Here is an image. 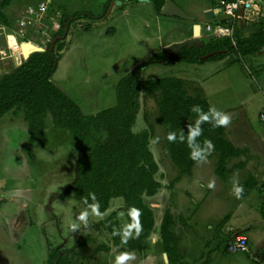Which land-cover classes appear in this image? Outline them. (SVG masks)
Listing matches in <instances>:
<instances>
[{
	"label": "rangeland",
	"instance_id": "rangeland-1",
	"mask_svg": "<svg viewBox=\"0 0 264 264\" xmlns=\"http://www.w3.org/2000/svg\"><path fill=\"white\" fill-rule=\"evenodd\" d=\"M3 1L0 0V14L6 13L9 9L6 15L10 24L4 26L8 25L7 29L11 30L6 32L11 36L9 37L11 48L16 50L14 34L20 33V42L26 41L24 51L28 55L29 51L46 48L58 31L64 13L86 11L94 15L103 14L106 0H12L5 7L1 5ZM119 1L121 3H118V0L111 2L103 20L83 18L71 25L67 47L52 77L54 83L74 99L86 115H93L115 106L118 81L136 66L147 63L154 54L164 52L161 43L182 38V31L186 30L187 26L191 29L194 26V22L182 23L184 20L179 19L175 20L179 22L169 23L172 20L157 13L152 0ZM223 1L231 0H174L190 15L202 16V20L195 23L210 22L213 14L205 15L207 4L210 3L218 9L221 8ZM257 4L245 15L247 19L245 25L239 26L234 23V37L237 33L242 37L251 35L264 21V0ZM13 11L14 14L18 13L17 16H12ZM0 22L4 24L1 16ZM3 32L5 31L2 29V35L6 39ZM209 34L202 33L201 39L205 42L217 39ZM5 39L0 40L2 50L8 48ZM20 49L23 52V49ZM263 51L250 59L241 56L237 51H232L222 60H208L204 63L177 62L168 65L162 60L146 66L141 73V79L161 77L200 79L204 82L202 84L214 108L231 109L230 114L233 115L231 122L245 124V129L249 132L246 137L253 145L259 144V150L256 149V152H260L264 157L262 142L264 122L260 116L264 111ZM17 61V66L22 63L19 56ZM193 85L195 86L194 83ZM157 100L156 95L142 94L138 127H147L145 120L147 118L154 123L157 122ZM24 110V107L19 108L17 110L19 114L15 119L13 115L16 114L13 110L0 119V264H47L52 248L65 244L64 253L67 256L75 254L74 256L78 257L76 261L73 259L75 264H86L87 262L80 261H85L86 257L98 253L97 248L105 245L103 243L98 247L96 245L88 247L91 231L95 233L96 226L110 215L102 219L99 213L89 211L86 219L81 221L79 217L86 212L83 202L77 200L73 194L61 198L62 193L76 177L79 152L72 135L68 130L56 127L51 114H47L44 120L46 130L43 139L36 143L29 142L28 123L23 117ZM10 119L15 121L10 122ZM155 125L156 136L160 138L155 137L152 140L151 149L155 157L157 156V161L166 163L168 160L162 145L166 144L168 136L165 133L162 137L164 129L157 123ZM248 125L252 131L248 129ZM93 134L101 141L107 138L105 130H94ZM243 149H245L243 153L251 159L249 171H261V174H264V166L259 170L264 158L255 152L251 154L247 148ZM244 181L242 180L243 187ZM261 183L263 188L257 189L259 191L257 195L264 192V180ZM243 191H247L245 187ZM14 192L17 193L20 202L27 197L33 200L29 205L28 220L31 221V226L26 221L24 226H16L9 222L10 230L12 227L13 230L7 235L2 228L3 214L13 211L14 208H21L20 204H16L17 199H11ZM263 197L260 196L259 210L264 205ZM117 200L119 198H115L112 205ZM232 236L229 235L228 242ZM253 242L251 241L250 248L251 253L255 254ZM239 253L248 256L253 264H258L247 252ZM94 257L95 264H98L99 259L101 262L107 261L104 260L107 256L100 255V258H97L94 255L92 258ZM123 264H126V261Z\"/></svg>",
	"mask_w": 264,
	"mask_h": 264
},
{
	"label": "trees",
	"instance_id": "trees-1",
	"mask_svg": "<svg viewBox=\"0 0 264 264\" xmlns=\"http://www.w3.org/2000/svg\"><path fill=\"white\" fill-rule=\"evenodd\" d=\"M112 1L104 2L103 14L94 15L86 11L64 13L58 31L46 48L32 52L20 65L0 77V117L12 110L19 114L17 110L24 107L23 117L28 123L29 141L36 143L43 139L46 130L44 120L47 114H51L56 127L71 133L79 152L75 180L62 193L61 198L73 194L89 210H92L94 204H98L97 213L106 212L112 199L122 198L124 205L110 213L97 227L107 230L115 245L125 244L128 250H142L144 241L156 227V213L144 199L154 196L163 187L156 179L160 166L151 149V142L157 137L156 123L164 129L161 136L165 133L168 136L166 144L162 145L164 154L169 156L180 172L172 183L190 174L194 164L204 158L208 148L206 141H210L211 148L218 153L215 172L223 180L228 179L230 172L227 167L228 159L243 155L245 150L236 147L226 137V126L215 125L217 117L200 85L194 86L189 80L177 77L144 80L141 79L142 71L146 66L162 60L169 65L175 62L204 63L222 59L232 51L250 59L264 50V21L247 37L237 33L234 37L236 43L231 37L212 39L205 42L204 46L183 48L174 59H169L166 52L154 54L147 63L136 66L118 81L115 106L86 115L79 104L54 83L52 77L67 47L71 25L83 18L103 20ZM165 1L152 0L157 13L160 14ZM11 2L12 0H4L1 5L5 7ZM210 6L213 7L212 4ZM6 14L2 13L0 16L2 22L9 25ZM223 24H226V20H223ZM211 53L210 57L202 60V57ZM142 94L158 97V120L154 123L147 118V128L135 131ZM194 107H199L207 119L197 123L200 113L193 111ZM194 128L201 131L193 135ZM94 130H105L107 138L103 141L96 139ZM173 133L175 140H169V135ZM192 155L198 158L193 159ZM243 185L248 189L263 188L255 177L247 178ZM247 193L248 191H243L242 194ZM122 211L127 212L137 229L135 238L126 239L121 236L117 214ZM173 225L174 218L167 210L160 232L164 250L170 255V260L178 244V238L172 231ZM107 248L102 246L97 250L105 251ZM47 264L75 262L73 258L62 255L60 248L54 247Z\"/></svg>",
	"mask_w": 264,
	"mask_h": 264
},
{
	"label": "crops",
	"instance_id": "crops-1",
	"mask_svg": "<svg viewBox=\"0 0 264 264\" xmlns=\"http://www.w3.org/2000/svg\"><path fill=\"white\" fill-rule=\"evenodd\" d=\"M207 5V11H210H206L205 15L209 16V14H213V16L209 19L211 20L210 22L199 23L201 25L200 36L198 37L199 39H201L202 33H209L205 30L207 25L215 27L216 25L223 24V20H226L227 23L225 15L224 17H222L223 12H218L220 8L217 9V7H211L210 3ZM249 11H245L244 14H242V19L236 22L238 25L240 23L241 25L242 23H244L245 25L247 20L245 15H247ZM12 13L13 17L14 15L17 16L18 14H14V11ZM192 16L196 17V21L202 20V16H200V14H192ZM165 17H167V19L170 18L169 20H172L169 21V23L179 22L175 21L178 19L184 20L182 21V23L193 22L179 17ZM196 21H194V24ZM4 25L5 24L0 23V40L2 41L3 39H5V36L2 35L3 29L5 31L3 32V34L5 33L6 35L5 40L7 42L8 48H3V50L0 49V77L4 73L17 67V56L20 57V61L22 62L26 60V52L24 51V44H26V41L20 42V33H15L14 42L17 46L16 50L12 49L9 38L11 36L6 33L7 30L10 32L11 30L7 29L8 25ZM13 29L14 32H16L15 28ZM181 36L183 37L180 39L166 40L165 42L161 43V47L164 48L174 43H181L183 41H186L187 39L193 38V27L191 29L190 26H187L186 30L182 31ZM202 40L205 42L204 39ZM233 42L236 43L235 38H233ZM20 48L23 49V52ZM212 54L213 53L208 55ZM167 57L169 59H174L177 56L171 58L169 56V53H167ZM176 63L177 62H175L174 64ZM5 67H8L10 70L8 68L6 69ZM262 72H264V70ZM184 79L190 80L196 85H200L205 92V96L208 102L210 103L206 88L204 84H202L204 83L203 81H200V79L191 78ZM210 105L214 110V105L211 103ZM216 110L225 113L230 117V121L228 125H226V137L230 141H232L236 147L247 148V150L251 154H254L255 152L256 155H260V152H256V149L259 150V144L257 146L253 145L247 138L249 132L246 131L247 129H245V124L238 123L237 121L234 124L231 122L233 118V115L230 114L231 109L228 108L226 110ZM4 115L0 117V119L3 118ZM13 116L15 119L18 114ZM14 119H10L9 121H15ZM139 121L140 118L138 116L136 125L134 126L135 131H141L142 129L147 128L138 127ZM248 129H250L251 131L253 130L250 128V126ZM262 142L264 143V140H262ZM206 152L207 154H205L204 158L194 164L191 173L182 176V178L175 183H172V181L180 174V172L173 164L169 156H167L168 161L166 163L158 161L160 170L156 175V179L163 184V187L154 196H148L144 199L145 202L156 213V227L154 232H152V234L144 241V248L142 250L138 248L128 250L125 244L115 245L110 233L107 230L100 229L95 225L97 227V230L95 233L91 231V241L89 242L90 245H88V247L95 245L98 247L99 245H102L104 243V246L108 248L105 251H100L96 254H93L92 256H89V258H92L94 255L97 258H100V255L107 256L104 257V260L107 261L101 262L99 261V259L97 262L98 264H116L117 257H120L123 254H128V256L131 257L130 259L124 260L126 261V264H253L251 259L245 254L239 252L232 253L227 248V238L229 237V235H233L232 237H234L235 235H244L248 239V255H250V257L254 259V262L262 264L260 261L262 259L264 260V205H262L261 210H259V202L261 200L260 196H264V192L257 195L259 191L256 188H245L248 193L246 195H243L242 192L240 198L237 199L233 189L235 186H242V180H246L248 177H250V175H252V177H255L257 181L263 182L264 174H261V171L250 172L249 168L251 159L246 156L247 154H243L241 156L228 159L227 167L230 172L228 173V179L223 180L215 172L218 162V153L210 147L207 148ZM261 164L262 165L260 166L259 170L263 168L264 162ZM164 179L166 180V183ZM209 185L212 186L210 187ZM14 193L15 194H11V199H17L16 204H20L21 208H14L13 211L3 214L4 217H2V228L6 231L7 235H9V233H11L13 230V227L10 230L11 222H13L16 226H24V223L26 221V223L28 222V224H30L29 226H31V221L28 220L29 205L33 200L27 197L23 198L22 202H20L18 201L17 193ZM121 199L122 198H119V200H117L114 205H112V201L114 199L111 200L108 210L104 213H99L100 215H102V219L105 218L104 216H108L110 213L121 208L124 205L123 199ZM262 199H264V197ZM85 210L86 212H93L92 210H89L87 208H85ZM167 210L171 212L174 218L172 231L178 238L177 249H175L171 254V260L170 255L164 250L163 240L161 238L160 232L162 219ZM117 220L120 225L122 238L129 239L136 237L137 229L131 223L126 211L119 212L117 214ZM107 236L109 237V240H107ZM101 238H105L106 240L102 241ZM228 240L230 241V239ZM251 241H254L253 246L256 250L255 254L251 253ZM47 247L49 246L47 245ZM64 247H66V244L58 246V248H60L62 252V255L67 256V254L64 253ZM74 255L75 254L69 257L73 258L76 261L78 257L76 258ZM89 258L86 257L85 261L80 262L95 264V257L92 258V260H90ZM257 258L260 261L257 260ZM111 261L113 262L111 263Z\"/></svg>",
	"mask_w": 264,
	"mask_h": 264
},
{
	"label": "built area",
	"instance_id": "built-area-1",
	"mask_svg": "<svg viewBox=\"0 0 264 264\" xmlns=\"http://www.w3.org/2000/svg\"><path fill=\"white\" fill-rule=\"evenodd\" d=\"M261 0H231V1H223L221 8L223 9V15H225L227 19L226 24H219L214 26L207 25L206 31L210 33L211 36L222 39L226 37L234 38V23L242 19L243 15L240 12V8L244 6V12L253 9L260 3ZM8 46V45H7ZM3 58V57H1ZM1 70V69H0ZM262 121L264 122V111L260 114ZM228 250L232 253L236 252H247L248 247V239L244 235H235L229 242L227 246ZM257 260H259L257 258ZM260 261V260H259ZM264 264V260L260 261Z\"/></svg>",
	"mask_w": 264,
	"mask_h": 264
},
{
	"label": "water",
	"instance_id": "water-1",
	"mask_svg": "<svg viewBox=\"0 0 264 264\" xmlns=\"http://www.w3.org/2000/svg\"><path fill=\"white\" fill-rule=\"evenodd\" d=\"M140 1H149V0H140ZM118 3L121 2L118 0ZM218 12H223V9L220 8ZM240 12L241 14H244L243 5L240 8ZM160 14L170 17H179L193 22L196 21L195 16H192L189 13H187L185 10H183L176 2H174V0H166L165 4L163 5L160 11ZM200 29H201V25L199 23H195L193 26V33H194L193 38L187 39L186 41H183L181 43H174L170 46L164 47V52L169 53V56L171 58H174L177 56L179 51L185 47L192 48L196 45L203 46L205 42L202 39L198 38L200 36ZM37 51H43V50H37ZM31 53L32 51H29L28 55L25 54V57L28 58ZM208 57H210V55L205 56L204 59H207Z\"/></svg>",
	"mask_w": 264,
	"mask_h": 264
},
{
	"label": "clouds",
	"instance_id": "clouds-1",
	"mask_svg": "<svg viewBox=\"0 0 264 264\" xmlns=\"http://www.w3.org/2000/svg\"><path fill=\"white\" fill-rule=\"evenodd\" d=\"M192 110L195 111V112H197V113H200V116H199V119L197 120V123H199L200 121H203V120L207 119L206 115H204V114L201 112V110L199 109V107H194ZM214 111H215V115H216V117H217V119H216V121H215V125H216V126H226V125H228V123H229V121H230V117H229L227 114H225V113H222V112H220V111H217L216 109H214ZM199 131H201V130L198 129V128H194V129L192 130V134L195 135V134H197ZM169 140H175V134H174V133L169 135ZM205 143L208 145V147H210V148L212 147V144H211L210 141H206ZM192 158H193V159H197L198 157L192 155ZM209 186L211 187L212 185H209ZM233 191H234V194H235V196L237 197V199H239L240 196H241V193L243 192V187H242V186H235L234 189H233ZM93 199H94V196H93ZM98 207H99L98 204H94V205L92 206V210H93V212H96V211L98 210ZM87 215H88V212H84V213L79 217V219H80L81 221H83V220L86 219ZM130 258H131V257H129L128 254H123L122 256L117 257V262H116V264H123L124 260L130 259Z\"/></svg>",
	"mask_w": 264,
	"mask_h": 264
}]
</instances>
